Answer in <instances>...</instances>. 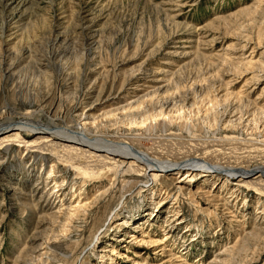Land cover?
<instances>
[{
	"label": "rangeland",
	"instance_id": "rangeland-1",
	"mask_svg": "<svg viewBox=\"0 0 264 264\" xmlns=\"http://www.w3.org/2000/svg\"><path fill=\"white\" fill-rule=\"evenodd\" d=\"M4 21L0 111L9 104L25 112L48 92L43 107L60 93L67 106L95 77L105 78L108 91L86 123L97 134L131 140L161 158L181 151L205 164L264 161V0H0V27ZM21 48L46 65L48 87L39 83L46 75L25 60L6 79L11 53ZM66 62L69 73H57ZM96 68L83 84V69ZM20 76L40 90L16 89ZM148 84L159 91L148 93ZM124 97L135 102L111 111ZM172 98L173 108L161 105ZM146 106L144 122L132 123L127 113ZM222 110L234 120H222ZM159 111L165 116L153 115ZM29 146L0 145V264H206L264 220V196L248 182L227 186L200 168L156 178L150 169L157 167L130 166L129 158L114 176L110 166L98 172L94 156ZM254 236L238 249L248 257L236 264H264V230Z\"/></svg>",
	"mask_w": 264,
	"mask_h": 264
},
{
	"label": "bare ground",
	"instance_id": "bare-ground-1",
	"mask_svg": "<svg viewBox=\"0 0 264 264\" xmlns=\"http://www.w3.org/2000/svg\"><path fill=\"white\" fill-rule=\"evenodd\" d=\"M6 25L5 21L3 22L2 26L0 27V44H6L7 43V35L5 33L6 31ZM58 37L55 38L57 40ZM9 50V48H6L5 51ZM91 51V50H90ZM264 51V50H263ZM84 62L89 61V56L91 55V52H86ZM59 55V54H58ZM58 55H55L54 58L58 57ZM61 55V54H60ZM35 55L32 53L31 49L29 48H21L19 52H12L11 53V59H9L11 62L7 64V69L3 68L4 76H6L8 73H13V71H16L17 68L20 66L21 62L23 60L28 61V63H34L36 69L40 72H42L45 76L44 81L45 84H41V87H48L49 85V79L48 74L45 72L46 65L38 63L37 60H35ZM2 58L6 61V55L2 56ZM6 58V59H5ZM261 59V58H260ZM2 60V59H1ZM0 60V61H1ZM8 61V60H7ZM262 61V60H261ZM58 62V61H57ZM2 63V61H1ZM0 63V64H1ZM56 63V62H55ZM85 63V64H86ZM260 63V62H259ZM264 62L262 61L261 64ZM264 66V65H263ZM103 67V66H102ZM99 68V67H98ZM83 69L81 73H83L84 78L81 80L83 84H87L88 79L91 75H94L95 73L99 72V69ZM70 69V63L66 62L63 67L57 68V73L67 74L69 73ZM79 69V68H78ZM77 69V70H78ZM98 69V70H97ZM146 73L147 69H143ZM56 71V70H55ZM168 74H171V77L174 76V73L172 71L167 70ZM106 74V77H108V71H102ZM101 72V73H102ZM86 74V76H85ZM9 75V74H8ZM7 75V76H8ZM6 76V77H7ZM12 76V75H11ZM10 78V77H9ZM8 79V77L6 78ZM99 77H95L92 82L90 83V86L88 87V90L84 92L77 93L76 97L71 99L68 105L63 104V97L62 93L60 95H55V100L49 99L53 104L48 106V108L43 107L44 103L48 100L51 96L48 93H44V100L39 103L38 106L32 105L33 108L28 109L27 111L23 112H17L14 106L7 105L5 106L0 112V132L1 130L8 128L9 130L5 133H0V145L4 146V149L6 151L11 149V143L13 140L18 141V143L22 146L25 145L26 149L30 148L29 145L37 144L42 149H52L57 150V148H62L63 150L71 153H75L76 156L78 155H87L89 157L94 156L97 161L101 162L100 167L101 169L98 170V172H102L104 167L110 166L108 168V171H110L114 176H117L120 173V170L122 168L121 162H124L126 158H129L130 161H133L130 164H135L137 162L142 163L147 162L148 166H155L157 168H151L150 171H153L152 173L154 176H157L156 178L160 177L159 174L161 172H167V171H178L180 172L182 169H186L185 172L190 174L191 171H198L199 170L202 174L208 175L209 178H216V180H221L222 184H225L228 186V183L230 181H234L236 183H233L235 188L236 186H241V183L248 182L250 185L256 186L257 190H259L260 195L262 194L264 196V161L260 164H257L256 166H250V167H242L237 165H226V164H216V163H206L205 159L202 156H196L189 153H183V152H177L175 153L171 158H161L154 155H151L148 151L140 149L137 145H134L132 141H123L117 140L116 138H111L110 136H106L103 134H97V132L93 129V124L91 126H88L86 123L88 119H92L93 113L95 110H97L98 106L102 102L103 97L107 93L108 90H105L106 88V81L105 78L102 79V82L99 81ZM107 79V78H106ZM18 81V80H17ZM36 81V80H35ZM114 82V80H112ZM167 81V79H166ZM172 81V80H171ZM32 82V81H31ZM38 82V81H37ZM35 82V83H37ZM34 83V82H33ZM28 83L26 82V78H23L20 76V81L17 85H15L16 89H25L28 88L29 92H32L33 90H40L37 88L36 84ZM104 83V84H103ZM154 83V82H152ZM177 85L179 84V81L175 82ZM82 84V86H83ZM108 85V84H107ZM139 85H144V83H139ZM112 86V84L110 85ZM85 87V86H84ZM113 87V86H112ZM146 87L150 88L151 90L148 91V93H154L158 92L159 88L154 84H148ZM109 88V86H108ZM111 89V87H110ZM25 91L27 97H32V94ZM37 92V91H36ZM35 92V93H36ZM118 92V91H117ZM116 92V94H117ZM19 93V92H18ZM57 92L53 93L56 94ZM49 95V96H48ZM83 95V96H81ZM116 97V96H114ZM57 98V100H56ZM71 98V97H70ZM119 98V96H118ZM78 99V100H77ZM184 100H188V97L182 98ZM117 102H121L122 104H119L118 106L111 109L113 110H121V112L126 111L125 109L127 107H131L132 104L135 102L133 99L127 100V97L120 98L116 100ZM34 102V101H33ZM32 103V102H30ZM46 104V103H45ZM85 104L86 106V112H83L81 114L80 107L81 105ZM171 105L173 108L175 104V99H167L162 102L163 105ZM53 106V107H52ZM29 108V107H28ZM150 108V107H149ZM64 109V110H63ZM148 106H146L144 109L140 110L137 109L136 111L128 112L127 116L131 118V122H137V118H139V122H144V120L147 118V113L149 110ZM25 110V109H23ZM178 110V109H176ZM68 112V114H66ZM175 112V111H173ZM42 114L44 116H42ZM153 114V113H151ZM150 114V115H151ZM164 111H159L153 115H163L165 116ZM36 115L40 116L38 119ZM169 115V114H167ZM142 116V117H141ZM235 115H229L226 110H222L219 112V117L222 120H229L233 121V117ZM18 117V118H17ZM41 117H46V119L43 121ZM141 117V119H140ZM69 118V119H67ZM84 120V121H83ZM241 122V117L239 118ZM138 123V122H137ZM23 131H25L23 133ZM33 134L35 135L33 141L29 140L27 138V135ZM116 139V140H115ZM36 151V150H33ZM56 154L58 158L61 159V157L58 154V151H56ZM35 156H41L43 161L47 160V155L36 152ZM51 157V156H50ZM53 157V156H52ZM56 157V156H54ZM49 159V158H48ZM215 164V165H214ZM94 165V164H93ZM92 166V165H91ZM95 166V165H94ZM189 166V167H187ZM162 167V168H161ZM205 168H207L205 170ZM214 168V169H213ZM89 169H91L89 167ZM167 169V170H165ZM158 170V174L156 171ZM218 171L216 174H214L213 171ZM53 172V171H52ZM212 172V173H211ZM54 173V172H53ZM220 173H224L221 175ZM210 174V175H209ZM188 176V177H189ZM236 178V179H234ZM192 179V177H191ZM190 179V180H191ZM58 185V184H57ZM63 189V187L60 184L59 189L56 188L57 191H60ZM206 191V190H205ZM232 192H237L233 190ZM32 196L36 195V190L31 189ZM207 195L210 196V194L206 191ZM213 196V195H212ZM262 197L258 196L256 199V204L261 203ZM264 201V200H263ZM264 203V202H263ZM246 204V203H245ZM264 205V204H263ZM238 221V220H237ZM264 220L260 219V222L253 225V228L251 231L244 232L243 240L237 244H234L232 249L225 247L222 252L216 253L213 258L206 264H236L237 259L239 260L243 256H246V251L243 249L247 246L249 238L251 235L254 236V234H257L259 232H262L264 230V225L262 223ZM247 235V236H246ZM258 236V235H257ZM256 236V237H257ZM255 237V236H254ZM258 239V237H257ZM247 241V243H245ZM261 241V239H260ZM163 240H160L158 244H161ZM250 242V241H249ZM256 242V240H255ZM244 245V246H243ZM243 246V252L238 251L239 248ZM256 247V246H254ZM258 250V249H257ZM260 252V250H259ZM227 255H229L230 259H227ZM243 255V256H240ZM248 257V256H246ZM251 258V257H250ZM250 260V259H249ZM247 259V262H249ZM241 261V260H240ZM251 261V260H250ZM246 262V264H247ZM238 264V262H237Z\"/></svg>",
	"mask_w": 264,
	"mask_h": 264
}]
</instances>
